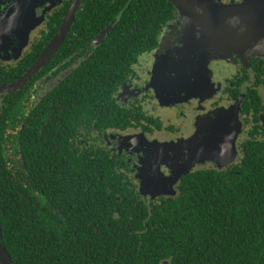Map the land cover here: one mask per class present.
<instances>
[{"label":"flooded vegetation","instance_id":"af4514ba","mask_svg":"<svg viewBox=\"0 0 264 264\" xmlns=\"http://www.w3.org/2000/svg\"><path fill=\"white\" fill-rule=\"evenodd\" d=\"M41 1L35 17L42 21L32 30L26 47L16 57L0 49V87H13L32 74L19 89L0 92V119L5 121V148L16 142L22 149L20 145L26 139L33 141L30 155L33 166L45 164L44 157L50 151H56L55 156L62 151L57 157L70 158L64 151L67 146L80 147L84 158L81 162L73 161L79 164L73 176L80 179L75 194L78 204L83 205L63 207L62 211L56 207L59 214L74 212V218L79 219L92 213L97 219L94 222L97 230L119 228V225L131 229L134 220L128 217L126 220L130 222H124L121 200L134 199L135 202H128L133 207L142 205L141 214H145L154 206L177 199L185 177L194 171L235 169L242 163L244 144L264 134V57L236 56L232 58V73L224 80L214 102H229L239 109L241 131L235 143L234 161L222 167L211 161L191 165L193 143L178 166L162 165V150L152 144L166 140L175 146L188 140L194 135L199 125L196 119L201 115L198 112L194 116L193 96L179 95L189 83L182 76L176 83L179 90L175 105L169 109L160 105L152 88L159 64L164 69L160 74L163 82L170 79L168 65L172 53L175 50L177 53L182 32L179 11L175 8L172 19L164 26L159 24L156 38L149 41L145 34L139 40L134 31L116 29L119 17L86 14L87 0H80L72 12L76 0H57L58 3L47 6L46 0ZM20 2L0 0V37L7 42L15 34L18 38L22 34L21 24L16 23L13 32L11 24L22 19ZM5 21L10 24L6 26ZM258 98L262 103L255 120L251 102ZM246 103L251 107L250 112ZM18 153L23 162V152ZM89 156L92 159L85 158ZM93 157L102 159L101 163ZM63 163L72 170L71 162ZM91 181L97 183L94 192L90 189ZM143 183L149 185L144 187L146 191ZM91 194L103 199L99 209L85 205L87 195ZM48 214H51L49 206ZM117 220L121 223H116ZM144 225L153 226L149 219Z\"/></svg>","mask_w":264,"mask_h":264},{"label":"trees","instance_id":"16d2710c","mask_svg":"<svg viewBox=\"0 0 264 264\" xmlns=\"http://www.w3.org/2000/svg\"><path fill=\"white\" fill-rule=\"evenodd\" d=\"M86 5V14L119 17L116 29L134 31L139 40L144 34L154 40L159 24L175 14L169 0H87ZM251 103L257 120L262 100ZM246 110L251 111L248 103ZM3 123L0 119V226L11 264H264V134L257 132L244 144L235 169L194 171L185 177L177 199L145 214L142 205L128 202L134 199L121 200L124 222L131 217L133 228L97 230L92 213L75 219L74 212L61 215L55 209L83 205L75 194L80 179L73 176L79 165L73 161L84 158L80 147L67 146L70 158L50 151L45 164L33 166V141L26 139L22 149L16 142L5 148ZM91 183L94 192L97 183ZM91 195L85 205L99 209L103 199ZM147 219L154 228L144 225Z\"/></svg>","mask_w":264,"mask_h":264},{"label":"rangeland","instance_id":"374dc122","mask_svg":"<svg viewBox=\"0 0 264 264\" xmlns=\"http://www.w3.org/2000/svg\"><path fill=\"white\" fill-rule=\"evenodd\" d=\"M214 3L215 5L230 6L240 4L242 0H203ZM41 0H21L19 6V12H22V19L17 22H11L14 26L16 23L22 25V37L18 38V34H15L12 41L7 42L3 37H0V49L4 51L6 55L18 56L20 52L26 47L30 34L42 21L36 18V9ZM52 3H58L57 0H46V6ZM180 14V25L182 27L181 39L179 48L172 53L173 59L169 66L170 79L166 78L163 82L161 73H163V67L160 64L154 71L153 79L156 81L152 86L158 95L160 105L169 109L170 106L175 105V95L178 93L176 83L181 79L189 81L185 85V89L182 88L181 94L185 97L194 98V116H198L196 119L197 129L194 131V135L188 140L180 142L178 145L172 146L170 142L164 140L160 143L155 142L152 147L162 150L161 162L166 166H178V163L184 158L183 155L188 146L194 143V146L198 142L212 138L216 135V130L222 126L227 125L229 120L233 119L237 109L235 105H230L229 102H221L214 104L217 100V95L222 89L224 80L228 78L231 73V66H233V57L242 58L244 56H259L264 57V51L259 53L258 47L255 43L244 46L243 41L228 43L223 35L209 33L202 30L199 25L194 27V20L181 9H178ZM14 20V19H13ZM4 24L8 26L9 21H5ZM4 31V30H2ZM15 31V26L12 32ZM200 31V32H199ZM209 34H207V33ZM206 33V34H205ZM213 38L214 41L223 42L224 46L218 44V42L209 43ZM229 39L234 37L229 36ZM233 41V40H232ZM229 44V45H228ZM234 45L235 47H230ZM242 46V47H241ZM170 60L169 58L167 61ZM166 61V62H167ZM159 62V59H158ZM173 73V78H172ZM189 74V77H185ZM169 79L170 81H168ZM188 90H194L193 94H190ZM171 102V103H169ZM165 104V105H164ZM168 105V106H166ZM171 148H174L171 149ZM237 151V149H236ZM157 155H160L156 153ZM234 161V160H233ZM158 162H156L157 164ZM221 167V166H220ZM148 184H142L144 187ZM144 191H146L144 189Z\"/></svg>","mask_w":264,"mask_h":264},{"label":"water","instance_id":"95a60500","mask_svg":"<svg viewBox=\"0 0 264 264\" xmlns=\"http://www.w3.org/2000/svg\"><path fill=\"white\" fill-rule=\"evenodd\" d=\"M169 1L177 10L181 9L194 20V27L199 25L202 30L213 35H223L228 43L243 41L242 44L247 46L253 42L258 47L257 51L259 53L264 51V0H242L240 4L230 6L215 5L203 0ZM79 2L80 0H76L70 12L76 9ZM229 36L234 37V39H229ZM209 37L211 39V36ZM213 41L214 39L212 38L209 43H213ZM214 42H218L221 46L225 45L222 44L223 42ZM230 47L235 46L230 45ZM31 75L13 87H0V92L5 89H11L9 90L10 92L19 89L25 85ZM238 114L239 109H237L234 118L228 121L227 125L216 130V135L210 139L198 142L199 144L194 146V155H192L190 161L191 165L211 161L222 167L234 160L237 155L235 143L241 131ZM0 264H11L9 254L2 243L1 226Z\"/></svg>","mask_w":264,"mask_h":264}]
</instances>
